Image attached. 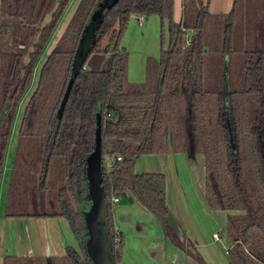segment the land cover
<instances>
[{"label": "trees", "instance_id": "obj_1", "mask_svg": "<svg viewBox=\"0 0 264 264\" xmlns=\"http://www.w3.org/2000/svg\"><path fill=\"white\" fill-rule=\"evenodd\" d=\"M100 1H79L40 70L20 120L9 190L11 197L15 182L24 178L21 194L25 197L27 186L44 188L57 173L60 181L66 178L58 204L42 216L68 218L83 257L68 247L65 255L49 258L7 255L3 264H95L86 247L84 211L89 207L81 208V197L86 192L85 201L90 200L87 162L98 136L102 156L111 160L108 169L103 167L101 185L114 264L121 261L124 239L116 233L113 195L125 197L129 192L162 231L182 245L169 223L166 176L136 171L139 156L168 152L204 155L208 207L232 211L225 229L231 241L228 264H264L262 10L257 8L254 22L243 34L238 0L229 14L220 15L211 14L203 0H187L180 21L174 18L175 0H104L100 18L93 24L97 44L71 84L80 36L93 23ZM69 2L0 1V183L18 104L30 87L43 45ZM153 14L161 18L162 28L167 20L169 45L164 47L162 35L160 58H147L145 80L130 81L124 34L133 16ZM10 27L12 43L7 36ZM188 31L192 32L189 39ZM105 38L102 52L110 54L108 68L88 70L89 57ZM118 156L122 159L116 160ZM28 165L32 171L21 170ZM12 202L7 216L37 215L10 209ZM191 251L207 264L194 247Z\"/></svg>", "mask_w": 264, "mask_h": 264}, {"label": "crops", "instance_id": "obj_2", "mask_svg": "<svg viewBox=\"0 0 264 264\" xmlns=\"http://www.w3.org/2000/svg\"><path fill=\"white\" fill-rule=\"evenodd\" d=\"M186 1H180L182 10L178 17L175 0V20H181ZM203 1L211 14L220 15L229 14L236 0ZM161 26L162 21L157 14L143 18L135 15L131 18L122 40V47L130 53V81L145 80L146 62L150 56L145 40L150 34L159 35ZM135 55L137 59H134ZM155 56L160 58L159 53ZM185 154H144L136 161L137 172L163 173L166 176L167 205L171 218L177 220L176 224H171L174 227L180 225L186 231L182 239L179 232L176 233L182 245L164 233L155 217L128 192L114 204L115 225L120 228L124 239L119 264H202L193 256L191 247L207 264H228L231 241L225 229L227 217L232 211L211 210L208 207L205 199V158L202 159L199 154L197 161H194ZM105 160L109 168L108 157H103V162ZM187 181L189 185L186 186ZM130 197L132 200H129ZM209 217L216 223L211 230L205 226ZM215 232L219 233L218 239L213 237ZM68 247L83 256L73 225L66 217H9L5 214L4 218H0V258L8 254L45 256L49 253L51 256H63Z\"/></svg>", "mask_w": 264, "mask_h": 264}, {"label": "rangeland", "instance_id": "obj_3", "mask_svg": "<svg viewBox=\"0 0 264 264\" xmlns=\"http://www.w3.org/2000/svg\"><path fill=\"white\" fill-rule=\"evenodd\" d=\"M80 0H70V2L68 3L64 13L62 14L61 18L59 19L52 35L50 36L48 42L46 43L42 55L40 56L39 60L37 61L35 68H34V72H33V76H32V81L30 84V87L27 89V91L25 92L23 98L21 99V101L18 104L16 113H15V117L13 119V123H12V127H11V131H10V135H9V139H8V146H7V150H6V155H5V161H4V168H3V173H2V178H1V183H0V218H4L6 211L8 209V204L10 201H13L11 203L10 209L15 210V211H22V212H30L32 207H31V201L33 202L32 197H30V186L28 188H26V195L25 197L22 195L24 193V191L22 189H24L26 187L23 186L22 181L25 182V179H19L18 182H15V184L13 185V190L11 192V197L9 196V190H10V181H11V175H12V169L14 170V161L16 159L17 156V146H18V128L20 125V119L22 117L23 114V110L24 107L28 101V99L30 98V96L32 95V93L34 92L36 86H37V82H38V77L40 74V69L43 65V63L45 62V60L47 59L48 55L51 53L53 47L55 46L56 42L58 41V39L60 38V36L65 32L66 27L71 19V17L73 16L78 4H79ZM181 0H177V6H176V14L179 17L180 13H181ZM239 6H240V13L241 16L243 17V24L245 25V28L242 30L243 34H246L248 31V28L246 26H248V23H252L254 22V14L257 11V8L261 9L263 12V0H238ZM244 5V6H243ZM253 8V9H252ZM164 28H160V34H150L147 38H146V47H147V52L149 53L150 56L153 57H157L155 56L156 54H160L161 53V37L163 35V39H164V47L167 48L169 45V30H168V24H166L165 26V22H164ZM192 32H188L187 34V38L189 39L190 35ZM108 38H105L104 40L101 41V43H99L97 50L91 54V56L89 57L85 68H87L88 70H93V69H107L109 66V61H110V54L108 53H104L102 52V49L105 47V45L107 44ZM154 53V54H152ZM129 58H130V53H129ZM138 56H134V59H137ZM217 82L216 84L219 83V78L216 79ZM199 154H201L202 159H204L202 153L198 152L196 154H185L187 156L188 159H194V161H197V159L199 158ZM36 152H32V156H35ZM19 160V159H18ZM21 162V160H20ZM103 166L104 169H108V164L107 161L105 160V162H103ZM22 171H26V170H30L32 171V165H28V166H23L21 168ZM60 177V176H59ZM58 177V173L55 174V176H50L49 179H53L55 178V180L53 179L52 182L48 181V186L46 189H48V192H46L47 197L45 202L47 203L48 198H56L57 196V191L59 190V188L62 186V183L67 184V180L66 178H63L62 181H60ZM185 181V180H183ZM20 183V184H19ZM186 186L189 185L188 181L185 182ZM54 187V188H53ZM53 188V189H52ZM22 193V194H21ZM87 194L86 192H84L82 194V201L81 198V208H85L88 204V206H90V200H86V196L84 195ZM55 201H57V199H54ZM35 204V201L33 202ZM33 204V205H34ZM75 207V206H74ZM173 222L174 224L177 223V220L174 218L169 219V223ZM205 226L211 230L213 227L216 226L215 221L209 217L207 222L205 223ZM174 228H176V230L179 232V234L182 237H185L186 235V231L184 227H180V225L175 226ZM177 233V232H176ZM0 264H3V258H0Z\"/></svg>", "mask_w": 264, "mask_h": 264}, {"label": "water", "instance_id": "obj_4", "mask_svg": "<svg viewBox=\"0 0 264 264\" xmlns=\"http://www.w3.org/2000/svg\"><path fill=\"white\" fill-rule=\"evenodd\" d=\"M1 1V0H0ZM113 1V0H111ZM104 0H101L89 24L80 36L77 54L73 63L70 83L72 84L90 53L95 49L97 37L94 22L98 21L102 12ZM111 6V5H110ZM99 132V128H98ZM88 190L91 199L90 208L84 211L88 238L87 252L95 264H114L112 242L106 220V201L102 187L103 156L100 150V136L97 139L96 150L88 157ZM129 200H132L130 197ZM122 202H126L123 201ZM171 224V223H170ZM175 232L176 228L171 224ZM179 236V235H178ZM182 239V236H179ZM51 256L49 253L46 255Z\"/></svg>", "mask_w": 264, "mask_h": 264}, {"label": "flooded vegetation", "instance_id": "obj_5", "mask_svg": "<svg viewBox=\"0 0 264 264\" xmlns=\"http://www.w3.org/2000/svg\"><path fill=\"white\" fill-rule=\"evenodd\" d=\"M55 29V28H54ZM54 31V30H53ZM53 33V32H52ZM52 33H51V35H52ZM12 34H13V28L12 27H10L9 29H8V39H9V42L10 43H12L13 42V36H12ZM50 35V36H51ZM50 38V37H49ZM49 38L46 40V42H45V44L43 45V48H42V51H41V54H40V56L42 55V52H43V49H44V47H45V45H46V43L48 42V40H49ZM23 46V45H22ZM28 49V48H27ZM40 56H39V58H40ZM49 56V55H48ZM48 58V57H47ZM39 60V59H38ZM46 61V60H45ZM44 64V63H43ZM43 66V65H42ZM42 68V67H41ZM41 70V69H40ZM21 120V119H20ZM18 139H19V141H20V138H19V136H18ZM17 147H19V144H18V146ZM17 151H18V148H17ZM201 153V152H200ZM13 172V171H12ZM10 186H11V183H10ZM38 186H40L39 184H38ZM47 186L48 185H46V187H41L40 186V189L38 190V187H31V189H30V197H32V199H33V202L35 201V204L31 201V207H32V209H31V211L33 212V213H36L37 215L36 216H17V217H34V218H36V217H44V216H42V212H44L45 211V209H51V208H53L55 205H57L58 204V202H59V200H60V190H61V187L59 188V190L57 191V196H56V198H51V197H49L48 198V201H47V203L45 202V200H46V198L45 197H47V196H45L46 195V192H48V189H46L47 188ZM54 188V187H53ZM52 188V189H53ZM54 199H57V201H55ZM34 204V205H33ZM28 212V211H27ZM24 213H26V212H24ZM6 216H7V214H6ZM76 235V234H75ZM79 241V240H78ZM79 244H80V242H79ZM80 247H81V245H80ZM82 250V249H81ZM8 255H12V254H8ZM5 256H7V255H5ZM4 256V257H5ZM12 256H19V255H12ZM27 256H30V255H27ZM4 257H3V259H4ZM35 257H47L46 255L45 256H35ZM83 257V256H82Z\"/></svg>", "mask_w": 264, "mask_h": 264}, {"label": "built area", "instance_id": "obj_6", "mask_svg": "<svg viewBox=\"0 0 264 264\" xmlns=\"http://www.w3.org/2000/svg\"><path fill=\"white\" fill-rule=\"evenodd\" d=\"M141 16V18H143L144 16L143 15H140ZM141 23V22H140ZM110 158L108 157V160H109ZM115 158H113V160H114ZM122 158H121V156H118L117 158H116V160H121ZM109 166H111V160H109ZM120 201V196H118V195H113L112 196V202L114 203V204H116V203H118ZM116 233L117 234H120L121 233V231H120V228L118 227V226H116ZM213 237L214 238H216V239H218L219 238V233L218 232H215V233H213Z\"/></svg>", "mask_w": 264, "mask_h": 264}]
</instances>
